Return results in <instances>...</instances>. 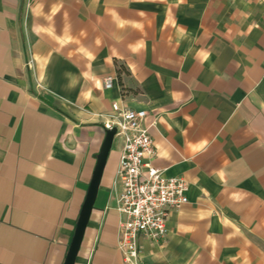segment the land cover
I'll list each match as a JSON object with an SVG mask.
<instances>
[{
    "label": "crops",
    "instance_id": "crops-1",
    "mask_svg": "<svg viewBox=\"0 0 264 264\" xmlns=\"http://www.w3.org/2000/svg\"><path fill=\"white\" fill-rule=\"evenodd\" d=\"M112 103L186 188L142 264H264V0H0V264H61ZM116 157L72 264H120Z\"/></svg>",
    "mask_w": 264,
    "mask_h": 264
},
{
    "label": "built area",
    "instance_id": "built-area-1",
    "mask_svg": "<svg viewBox=\"0 0 264 264\" xmlns=\"http://www.w3.org/2000/svg\"><path fill=\"white\" fill-rule=\"evenodd\" d=\"M109 86L110 79H103L101 89ZM143 117L140 111H127L112 103L100 123L102 132H113L110 144L117 146L109 194L117 219L113 248L120 264H142L138 242L160 243L166 235L167 214L186 204V188L181 179L166 176L148 165L153 150L141 127Z\"/></svg>",
    "mask_w": 264,
    "mask_h": 264
},
{
    "label": "water",
    "instance_id": "water-1",
    "mask_svg": "<svg viewBox=\"0 0 264 264\" xmlns=\"http://www.w3.org/2000/svg\"><path fill=\"white\" fill-rule=\"evenodd\" d=\"M112 134L113 132L111 131H103L102 139L98 145L97 152L93 158L94 163L89 174V181L85 187V192L75 218L76 221L73 225V229L70 234L71 237L66 246V251L63 255L61 264H72V260L76 254L77 245L81 237L82 229L87 221L86 219L91 208V202L95 194V188L97 186L98 179L100 177L99 174L103 167V160L109 149L110 138Z\"/></svg>",
    "mask_w": 264,
    "mask_h": 264
}]
</instances>
